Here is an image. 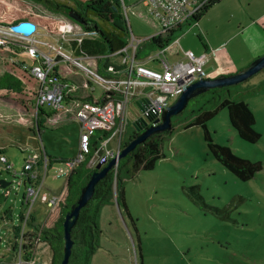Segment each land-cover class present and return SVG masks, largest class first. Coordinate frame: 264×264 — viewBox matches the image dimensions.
<instances>
[{
  "label": "rangeland",
  "instance_id": "1",
  "mask_svg": "<svg viewBox=\"0 0 264 264\" xmlns=\"http://www.w3.org/2000/svg\"><path fill=\"white\" fill-rule=\"evenodd\" d=\"M55 1L72 6L69 0ZM123 2L129 7V23L134 36H147L155 32L156 27L148 16L145 15L144 19L137 13L138 10L133 11L134 8L144 11L141 9L142 0ZM233 4L239 6V1H225L212 10L213 17L219 20L226 17H217V13L222 11L224 15L225 11L232 9ZM0 7V16L6 22H11V18L35 14L44 23L59 25V29L73 26V33L65 42L62 41L61 46L67 50H70L73 39L85 35L81 25L62 8L55 10L35 0H0ZM231 23L234 24L233 20ZM196 26L179 34V58H184V52L188 51L186 43H200ZM37 33L38 39L54 41L40 26ZM176 42L167 50L171 61L177 59L171 53L178 44ZM143 46L139 52L140 59L155 56L156 50H144ZM243 57L241 62L225 66L223 71L219 63L210 61L206 63V75L212 73L211 76L216 77L221 73H237L253 62L249 63ZM5 60L10 63L21 62L27 67L33 66L34 61L23 53L14 55L0 49V76L6 69H16L25 87L23 93L5 96L0 92V147L6 149L3 155L18 173L14 175L7 171L5 164L0 162V180L11 182L7 188L0 186V194L6 195L0 202V259L18 263L19 258L12 248L14 228L22 224L20 216L25 209V160L34 154L44 153L52 160L74 157L78 152L81 127L71 112L56 111L47 122V127L35 134L32 130L37 114L34 106L40 82L22 67L5 64ZM148 65L161 69L154 62ZM262 83L264 70L229 88L232 99H245L255 112L257 121L254 127L262 135L260 141L251 143L243 140L231 125L228 109L221 110L207 125L216 143L229 146L243 158L262 163L263 169L249 181L240 180L210 153L201 126L179 128L170 140H165V157L157 162L155 168L141 170L135 178L126 182L127 204L139 233L127 216L124 215L125 221L122 219L117 202L104 206L100 216L102 248L93 255L91 264H264V94L248 95V91ZM102 93L103 90L97 87L96 97ZM212 97V93H207L194 99L185 114L207 101L206 107L212 108ZM44 109L52 112L47 105ZM141 113L142 109L136 101L127 105L124 143L136 132L134 123ZM95 135L99 136L101 132L97 131ZM117 140V136L112 137L107 149H113ZM66 169L62 161L50 165L45 188L33 208L36 225L45 224L51 213L43 201L44 193H49L51 197L63 190L67 178H57L56 175ZM138 238L141 240V249ZM112 239L118 242L117 246H114ZM51 257L52 251L46 243L37 245L35 259L38 264H50Z\"/></svg>",
  "mask_w": 264,
  "mask_h": 264
},
{
  "label": "built area",
  "instance_id": "2",
  "mask_svg": "<svg viewBox=\"0 0 264 264\" xmlns=\"http://www.w3.org/2000/svg\"><path fill=\"white\" fill-rule=\"evenodd\" d=\"M148 9L151 18L155 22L156 32L147 38L134 36L131 32L126 46L121 50L105 56H89L85 53L78 54L70 45V50L65 49L62 41L68 39L73 33V26H66L59 35L49 34L53 40L43 41L38 39V27L32 34L16 31L14 25L0 23V49L14 50L16 47L23 49L25 56H29L34 64L27 67L30 74L40 82L37 94V103L34 106L36 113L40 108L49 106L57 112H71L75 120L80 124L78 152L74 157L65 159L66 170H60L56 177H66L83 163L88 162V167L96 169L97 164L103 157L108 160L118 156L124 147L123 136L126 128L127 105L131 101L143 100L145 107L141 117L148 126L155 125L154 120L161 116L172 101H176L196 81L206 78L205 66L208 55H197L193 50L184 52V58L171 61L167 56L166 48L157 49L155 56L140 59L139 52L142 46L153 37L164 38L172 31L189 23L201 12L209 0H142ZM124 16L129 23V9L122 0ZM22 22V21H21ZM20 23V22H19ZM18 24V23H17ZM15 24V25H17ZM54 35V36H53ZM85 36V35H84ZM83 38V37H82ZM82 38L73 40L81 41ZM177 55L179 51L175 52ZM106 59L108 67L101 70L99 59ZM157 63L161 69L153 68L150 63ZM63 64L81 74L82 82L61 81L56 74L57 65ZM57 75V78L53 76ZM103 90V96L95 95L96 88ZM79 91L89 94L84 99H74L69 104L65 97L71 95L75 98ZM101 94V95H102ZM92 95L96 98L88 99ZM102 97V98H101ZM81 98V97H80ZM97 131H106L112 135L101 142L100 150L88 161L92 151L93 136ZM117 136L115 147L107 149L109 140ZM0 162L5 164L7 171L17 175L4 155H0ZM50 157L46 153L34 154L25 160L23 178L26 192L23 197L24 212L20 216L19 227L20 245L30 231V222L35 220L33 208L36 200L45 188V180L50 167ZM28 177H26V175ZM28 180L29 183L26 184ZM65 190L54 193H44L43 201L55 213L63 199ZM41 243H39L40 245ZM37 250V248H36ZM35 250V252H36ZM16 264H38L35 253L31 260H24L22 249L16 253Z\"/></svg>",
  "mask_w": 264,
  "mask_h": 264
},
{
  "label": "trees",
  "instance_id": "3",
  "mask_svg": "<svg viewBox=\"0 0 264 264\" xmlns=\"http://www.w3.org/2000/svg\"><path fill=\"white\" fill-rule=\"evenodd\" d=\"M42 2L48 7L63 11L67 13H76L79 15L84 24L81 25L85 36L81 41L72 40L71 46L78 54L85 53L89 56H105L110 53L121 50L127 45L130 36V26L124 16L122 8V0H69L72 6L62 4L55 0H35ZM223 0H209L204 8L191 22L179 27L172 31L164 38L153 37L144 44L143 49H161L168 47L171 43L177 40L179 34L184 33L185 30L192 26L198 25L202 17L215 5ZM0 13H2L0 7ZM5 18L0 16V23L4 25H15L21 21H32L37 26L44 28L49 34L62 32L63 28L59 29L58 26L44 23L35 14H27L21 18H11V22H6ZM23 49L16 47L14 50H8L14 55L20 54ZM101 70L108 67L105 62L106 59H99ZM5 64L14 67H22L25 72H29L24 63L21 62H7ZM18 70L6 69L5 73L0 76V92L5 96L13 93H23L25 90L24 81L17 73ZM74 70L63 64L57 65L54 78L61 81H69L70 75ZM71 72V73H70ZM31 75V74H30ZM31 77H33L31 75ZM34 78V77H33ZM230 87L214 88L209 91L199 92L193 97L186 109L179 115L172 118V126L163 133H157L148 137L143 143L137 145L131 152L123 157L117 166L113 167L108 174L98 183L94 197L88 204L81 209L80 216L72 231V239L74 245L72 254L68 264H91L93 255L98 251L100 246V238L103 230L100 226L101 210L104 206L118 203L123 215L127 216L133 228L137 233V224L133 218L129 206L127 204L125 185L128 179L135 178L141 170H152L155 168L157 162L165 157L163 144L165 140H170L174 134L180 129H189L194 126H201L204 129V138L207 142L210 153L217 159L223 166L231 171L237 178L243 181H249L263 169L262 163L253 162L249 159L237 155L229 146L221 145L215 142L212 134L208 128L207 123L216 117L221 110L228 109L230 122L233 128L238 132L239 136L251 143H257L262 138L260 132L255 129L256 115L250 104L245 100L232 99ZM207 93H212V100L214 105L212 108H207L206 103L201 104L199 107L192 108L189 114H185L190 107L191 102ZM250 96H259L264 94V83L257 88L248 91ZM103 96V94L101 95ZM96 98L92 95L88 99ZM102 98V97H101ZM74 99H84L80 97H73L67 95L65 101L67 104ZM49 112L44 108H40L36 114V124L32 129L35 134L41 133L47 127V122L56 111ZM186 115V116H185ZM101 135L93 136L92 151L89 155L88 161L100 150L101 142L108 139L112 133L106 131H99ZM137 132L134 133V135ZM132 138V137H131ZM130 138V139H131ZM130 141V140H129ZM127 142L124 143V145ZM6 149L0 147V155L5 153ZM47 154V153H46ZM48 155V154H47ZM48 157H50L48 155ZM64 162L62 160H52L53 162ZM95 169L88 167V162L83 163L77 169L73 170L67 178V183L64 186L63 199L58 210L50 214L43 225H36L35 220L30 222V231L25 236L23 243L20 245L19 240V227L14 228L15 241L13 244V252L17 253L22 249L24 260H31L37 245L39 243H46L51 251L50 264H62L64 259V221L66 214L70 211L72 205L78 200L82 188L87 184L90 175ZM26 175V173L24 174ZM26 177H28L26 175ZM26 184L29 183L25 180ZM6 195L0 194V202L5 199ZM139 248L141 249V240L138 238ZM0 264H16L14 262H5L0 259Z\"/></svg>",
  "mask_w": 264,
  "mask_h": 264
},
{
  "label": "crops",
  "instance_id": "4",
  "mask_svg": "<svg viewBox=\"0 0 264 264\" xmlns=\"http://www.w3.org/2000/svg\"><path fill=\"white\" fill-rule=\"evenodd\" d=\"M225 1L227 0H223L212 7L196 26V28L198 27L197 30L199 29L197 35L200 43H195L193 41L186 43V46L189 47L188 50H195L199 55L207 54V64H209L210 61L219 63L222 71L225 66L231 63L234 65L237 62H241V56H244L243 58H246L244 60H249L250 63L256 58L264 55V0H238L239 6L233 4V6H231L232 9L225 11L224 15L221 14L222 11L217 13V17H226H223L220 20L219 18H214L212 10L219 7ZM141 9L144 11L135 8L133 11L136 12V10H138L137 13L143 18L145 15L148 16L151 19L152 24L155 26L156 24L151 18L143 1ZM232 20L234 24L231 23ZM57 26L59 28V25ZM155 32L140 37L147 38L154 35ZM54 35L59 34L55 33ZM177 41L178 42L176 43L178 44L172 48L171 53L179 59L175 52L179 51L178 47L181 45V38L179 37ZM211 74L212 73H208V75H206L205 70L206 78H214ZM222 74L223 73L219 75ZM69 81H72L73 83L77 81L82 82V76L73 71L70 75ZM88 92L89 91L86 93L79 91V93L76 94V97H86L89 94ZM112 241L115 243L114 246L118 245V242L115 241V239H112Z\"/></svg>",
  "mask_w": 264,
  "mask_h": 264
},
{
  "label": "water",
  "instance_id": "5",
  "mask_svg": "<svg viewBox=\"0 0 264 264\" xmlns=\"http://www.w3.org/2000/svg\"><path fill=\"white\" fill-rule=\"evenodd\" d=\"M76 21L80 24H84L81 17L76 13H70ZM13 28L16 31L24 32L26 34H32L37 25L32 21H22ZM264 70V55L256 58L248 67L241 71L230 75H219L214 78H203L196 81L191 85L173 104H171L164 112L154 120L155 125L148 126V123L140 117L134 124L137 134L133 135L130 141L124 145L121 153L108 160L107 157H103L97 164L96 169L89 177L87 184L82 188L78 200L72 205L70 211L66 214L64 221V259L62 264H68L70 256L72 254V248L74 241L72 239V231L80 216L81 209L85 207L88 202L94 197L96 187L98 183L108 174V172L118 165L120 160L131 152L137 145L143 143L148 137L157 133H163L172 126V118L175 115L181 114L188 106L190 100L195 97L199 92L209 91L214 88L230 87L240 83H243ZM137 105L144 110L143 100L136 101ZM11 185V182L1 179V188H7ZM119 213L122 219L125 221L124 215L117 203Z\"/></svg>",
  "mask_w": 264,
  "mask_h": 264
}]
</instances>
